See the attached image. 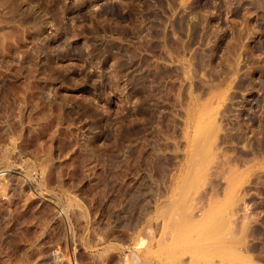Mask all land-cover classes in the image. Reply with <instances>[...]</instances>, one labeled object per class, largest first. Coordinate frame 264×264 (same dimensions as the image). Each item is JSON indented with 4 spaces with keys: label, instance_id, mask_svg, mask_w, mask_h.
<instances>
[{
    "label": "rangeland",
    "instance_id": "obj_1",
    "mask_svg": "<svg viewBox=\"0 0 264 264\" xmlns=\"http://www.w3.org/2000/svg\"><path fill=\"white\" fill-rule=\"evenodd\" d=\"M263 1L0 0V264H264Z\"/></svg>",
    "mask_w": 264,
    "mask_h": 264
},
{
    "label": "bare ground",
    "instance_id": "obj_2",
    "mask_svg": "<svg viewBox=\"0 0 264 264\" xmlns=\"http://www.w3.org/2000/svg\"><path fill=\"white\" fill-rule=\"evenodd\" d=\"M264 2V1H263ZM262 4V3H261ZM264 4V3H263Z\"/></svg>",
    "mask_w": 264,
    "mask_h": 264
}]
</instances>
